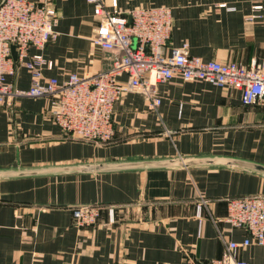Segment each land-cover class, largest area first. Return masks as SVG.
<instances>
[{
  "label": "crops",
  "instance_id": "crops-1",
  "mask_svg": "<svg viewBox=\"0 0 264 264\" xmlns=\"http://www.w3.org/2000/svg\"><path fill=\"white\" fill-rule=\"evenodd\" d=\"M26 1L50 4L57 15L56 39L41 51L52 62L44 80L109 69V53L91 42L95 21L85 0ZM101 1L124 15L170 8L169 47L186 43L203 60H264V0ZM15 66L7 80L25 89L30 77ZM156 92L155 110L136 93L115 104L114 136L103 145L64 137L46 98L0 108V264H208L226 241L245 237L215 220L225 216L228 198L264 197V172L176 163L264 167V106L242 104L236 90L178 77L158 83ZM85 166L106 168L80 170ZM82 205L103 207L93 226L73 225L71 210ZM238 256L264 264V247L250 245Z\"/></svg>",
  "mask_w": 264,
  "mask_h": 264
},
{
  "label": "built area",
  "instance_id": "built-area-1",
  "mask_svg": "<svg viewBox=\"0 0 264 264\" xmlns=\"http://www.w3.org/2000/svg\"><path fill=\"white\" fill-rule=\"evenodd\" d=\"M85 1L91 5L95 21L91 42L109 53L111 64L105 71L85 76L69 74L63 81L42 78V70L52 67L41 51L56 39L55 9L47 3L26 0L0 2V108L10 109L18 98H46L50 118L64 137L103 145L114 136L115 104L128 93H136L148 102L149 109L155 110L160 104L157 84L176 77L184 82L202 81L230 88L240 93L242 104L264 106V60H252L248 65L219 63L190 55L186 43L169 47L172 12L168 7L137 8L124 15L107 10L101 0ZM253 9L258 11L261 6ZM12 46L17 55L15 62ZM29 48L36 52L29 55ZM15 65L30 77L25 89L7 80L15 73ZM102 209L98 205L73 207V225L93 226ZM106 210L113 223L114 208ZM215 222L243 230L245 237L226 241L222 256L208 264H249L238 256L239 251L250 245L264 247V197L228 198L225 216Z\"/></svg>",
  "mask_w": 264,
  "mask_h": 264
},
{
  "label": "water",
  "instance_id": "water-1",
  "mask_svg": "<svg viewBox=\"0 0 264 264\" xmlns=\"http://www.w3.org/2000/svg\"><path fill=\"white\" fill-rule=\"evenodd\" d=\"M11 55H12V58L15 62L17 59V55H16V52H15V49L13 46L11 47ZM201 163H211V164L212 163H220V164H225V165H232L236 169H240L242 167H248L250 169H253V170H256L259 172H264V167H262V166H259L256 164H245V163L234 161V160H194V161L191 160V161H186L184 163L178 161L176 164L179 166L188 167V166L193 165V164H201ZM103 168H106V167L105 166H97V167L85 166V167L81 168L80 170H82V171H94V170L99 171L100 169H103Z\"/></svg>",
  "mask_w": 264,
  "mask_h": 264
}]
</instances>
